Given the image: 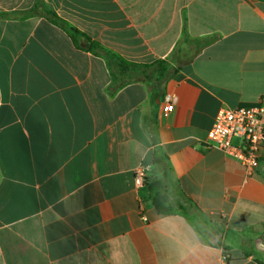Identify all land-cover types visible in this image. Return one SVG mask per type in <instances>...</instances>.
Segmentation results:
<instances>
[{
	"label": "crops",
	"instance_id": "1",
	"mask_svg": "<svg viewBox=\"0 0 264 264\" xmlns=\"http://www.w3.org/2000/svg\"><path fill=\"white\" fill-rule=\"evenodd\" d=\"M44 1L151 67L114 90L105 58L22 17L35 0H0V264H264V159L248 173L208 140L219 109L264 92V0Z\"/></svg>",
	"mask_w": 264,
	"mask_h": 264
},
{
	"label": "built area",
	"instance_id": "2",
	"mask_svg": "<svg viewBox=\"0 0 264 264\" xmlns=\"http://www.w3.org/2000/svg\"><path fill=\"white\" fill-rule=\"evenodd\" d=\"M173 108L174 102L168 97L163 111L170 112ZM208 140L212 147L221 149L240 162L248 173H253L264 159V92L254 106L219 109ZM147 172V167L138 169L137 187L145 184ZM223 264H227L226 261Z\"/></svg>",
	"mask_w": 264,
	"mask_h": 264
},
{
	"label": "trees",
	"instance_id": "3",
	"mask_svg": "<svg viewBox=\"0 0 264 264\" xmlns=\"http://www.w3.org/2000/svg\"><path fill=\"white\" fill-rule=\"evenodd\" d=\"M20 14L23 18L44 16L51 23L66 31L77 47L105 58L112 72L115 85L114 90L132 82L134 74L138 71L146 74L145 71L151 67L149 65L128 62L117 53L102 46L99 42L92 40L72 23L60 17L44 0H35V4L31 9L22 11ZM4 15L7 16L8 14H0V16ZM153 164L157 169V173H155L156 176L149 177L148 179V189L153 207L160 215H171L175 213L176 210L170 195L172 168L169 158L154 157Z\"/></svg>",
	"mask_w": 264,
	"mask_h": 264
},
{
	"label": "clouds",
	"instance_id": "4",
	"mask_svg": "<svg viewBox=\"0 0 264 264\" xmlns=\"http://www.w3.org/2000/svg\"><path fill=\"white\" fill-rule=\"evenodd\" d=\"M195 253H196V249L193 247V248H190L188 250V252L186 253V255H195Z\"/></svg>",
	"mask_w": 264,
	"mask_h": 264
},
{
	"label": "rangeland",
	"instance_id": "5",
	"mask_svg": "<svg viewBox=\"0 0 264 264\" xmlns=\"http://www.w3.org/2000/svg\"><path fill=\"white\" fill-rule=\"evenodd\" d=\"M148 76H151L150 74ZM142 77L141 74H134V78Z\"/></svg>",
	"mask_w": 264,
	"mask_h": 264
}]
</instances>
